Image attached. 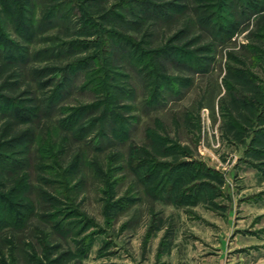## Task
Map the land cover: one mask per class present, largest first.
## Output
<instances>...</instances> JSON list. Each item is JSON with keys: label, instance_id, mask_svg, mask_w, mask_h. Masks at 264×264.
Instances as JSON below:
<instances>
[{"label": "rangeland", "instance_id": "374dc122", "mask_svg": "<svg viewBox=\"0 0 264 264\" xmlns=\"http://www.w3.org/2000/svg\"><path fill=\"white\" fill-rule=\"evenodd\" d=\"M0 196V264L264 237V0H0Z\"/></svg>", "mask_w": 264, "mask_h": 264}, {"label": "crops", "instance_id": "0c3cea01", "mask_svg": "<svg viewBox=\"0 0 264 264\" xmlns=\"http://www.w3.org/2000/svg\"><path fill=\"white\" fill-rule=\"evenodd\" d=\"M256 229L261 227L253 228L247 237L237 233L230 241H223L219 235L217 242L208 243V251L200 250L199 256L194 257L195 264H264V237Z\"/></svg>", "mask_w": 264, "mask_h": 264}, {"label": "trees", "instance_id": "16d2710c", "mask_svg": "<svg viewBox=\"0 0 264 264\" xmlns=\"http://www.w3.org/2000/svg\"><path fill=\"white\" fill-rule=\"evenodd\" d=\"M252 8L253 9H257V7H258V5L257 4H254V3H252ZM232 29H234V27H233V24H231L230 22H228L227 24H225V26H222L221 28H220V30L222 31V32H224V34H230L231 33V31H232ZM2 44V43H1ZM14 47V44H12V43H6V42H4V44H2V48L1 49H7V50H9V51H11V53H13V54H11V57L14 55V51H13V48ZM122 132V131H121ZM4 198L3 197H1L0 196V203H2V204H4L6 201H5V199L3 200ZM7 217V216H6ZM4 220L5 221H7L8 220V218H5V219H2L1 217H0V225L1 224H3V222H4Z\"/></svg>", "mask_w": 264, "mask_h": 264}]
</instances>
